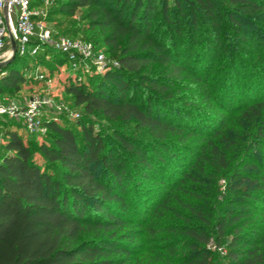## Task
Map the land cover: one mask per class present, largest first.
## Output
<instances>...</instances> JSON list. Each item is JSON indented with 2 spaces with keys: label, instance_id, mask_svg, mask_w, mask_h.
Returning a JSON list of instances; mask_svg holds the SVG:
<instances>
[{
  "label": "trees",
  "instance_id": "16d2710c",
  "mask_svg": "<svg viewBox=\"0 0 264 264\" xmlns=\"http://www.w3.org/2000/svg\"><path fill=\"white\" fill-rule=\"evenodd\" d=\"M57 9L83 10L72 34L101 38L50 29L53 38L103 47L116 65L69 70L64 92L80 110L45 112L40 164L37 136L0 117V264H134L148 254L135 252L138 239L159 246L155 264H264V0H59ZM29 60L37 72L40 61L48 72L68 66L48 45L14 53L0 64V95L46 80L23 76ZM90 115L113 124L106 136ZM139 204L149 221L135 222Z\"/></svg>",
  "mask_w": 264,
  "mask_h": 264
},
{
  "label": "built area",
  "instance_id": "2783aa9c",
  "mask_svg": "<svg viewBox=\"0 0 264 264\" xmlns=\"http://www.w3.org/2000/svg\"><path fill=\"white\" fill-rule=\"evenodd\" d=\"M33 2L34 0H0V64L9 61L14 53L34 56L43 45H48L66 57L71 71H87L93 66L96 73H101L107 65H116L106 60L102 53L96 52L89 42L67 37L53 38L52 31L44 25L46 12L39 10L40 5L31 6ZM49 2L41 0V5L48 7ZM13 16L14 25L11 20ZM31 42L34 45L29 46ZM35 78L43 80L39 74ZM48 110L69 114L61 103L43 95L31 96L24 104L6 99L0 101V117L14 120L27 134L37 137L44 134L40 117L42 112ZM207 249L213 250L214 246L208 244Z\"/></svg>",
  "mask_w": 264,
  "mask_h": 264
},
{
  "label": "rangeland",
  "instance_id": "374dc122",
  "mask_svg": "<svg viewBox=\"0 0 264 264\" xmlns=\"http://www.w3.org/2000/svg\"><path fill=\"white\" fill-rule=\"evenodd\" d=\"M52 3H53V7H52L53 9H52V12L48 15V17L45 20V23H44L45 28L55 30L59 34H62L65 36H72L76 38L82 37V38L89 39V40H94V39L100 40L101 35L97 30H93V31L86 32L83 34H72V30L84 27L86 24V21L84 19L83 10L77 11L72 16H66L57 11L59 0H52ZM54 4L56 6H54ZM39 10L47 12L48 7L40 5ZM11 20L14 25L15 24L14 16L11 17ZM98 50L100 53H103L104 57L107 60H109V56L105 53V50H106L105 48L99 47ZM29 61H30V63H28L29 69L25 72V74L23 73V76L27 77L28 72L32 70L30 74H33L36 77L39 72H42L45 75L46 80L42 82H37V81L23 82L22 87L19 92H17L16 94H12V95H8V94L0 95V101L3 99H6L8 101H13L16 104H24V102L31 96H39L43 94V96H47L53 99L54 101L61 103L66 108L67 112L70 114V115L69 114L67 115L68 118L69 119L74 118L76 113L79 112L80 107L74 106L73 100L70 98L69 95H67L64 92L65 83L67 79L69 78V76H71L68 66L60 64L59 67L53 68V70L48 72L46 65L43 63V61L39 60L40 68L38 69L39 72H37V70L34 68L35 67L34 60L33 61L29 60ZM91 77L92 76H87V74H84L82 77V81L86 84L91 80ZM42 113L43 114L40 117V121L46 118V113L45 112H42ZM88 118L91 120V123L93 125V130H95L102 136L103 135L106 136V133L110 130L111 127H113V124L106 122L100 117L90 115ZM118 128L125 129L121 126H119ZM2 136H3V130L1 129V126H0V140L1 139L3 140ZM40 138L41 136H38L37 138H35L34 143H33L34 145H32L31 147L33 150V158L38 164H40L41 161L38 157V154L35 152V148L41 141ZM24 141L26 142L27 139H25ZM219 184H222V182L220 181ZM129 193L130 191H128L127 196H129ZM135 214H136L134 217L135 222L137 220H139L140 222H143L145 220H148V218L150 217V213L145 212L141 204H139L138 207L136 208ZM132 227L138 231L142 230L141 228L138 227L137 224H134ZM135 245H136L135 252L138 253V252H143L145 250V251H148V254L144 255L142 253H139V255L136 257L137 258L136 263L134 264H155L152 261V259H154V256L156 254H161V251L159 250V246L156 243L146 244L144 243L143 239H138L135 241Z\"/></svg>",
  "mask_w": 264,
  "mask_h": 264
},
{
  "label": "water",
  "instance_id": "95a60500",
  "mask_svg": "<svg viewBox=\"0 0 264 264\" xmlns=\"http://www.w3.org/2000/svg\"><path fill=\"white\" fill-rule=\"evenodd\" d=\"M11 47H13V44H11Z\"/></svg>",
  "mask_w": 264,
  "mask_h": 264
}]
</instances>
